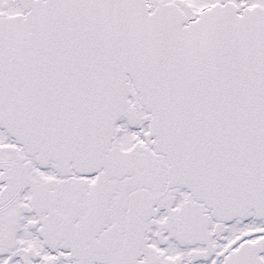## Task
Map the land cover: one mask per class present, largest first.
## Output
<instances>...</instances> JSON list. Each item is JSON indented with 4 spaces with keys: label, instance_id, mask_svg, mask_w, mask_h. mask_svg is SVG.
Segmentation results:
<instances>
[{
    "label": "snow or ice",
    "instance_id": "1",
    "mask_svg": "<svg viewBox=\"0 0 264 264\" xmlns=\"http://www.w3.org/2000/svg\"><path fill=\"white\" fill-rule=\"evenodd\" d=\"M0 264H264V0H0Z\"/></svg>",
    "mask_w": 264,
    "mask_h": 264
}]
</instances>
